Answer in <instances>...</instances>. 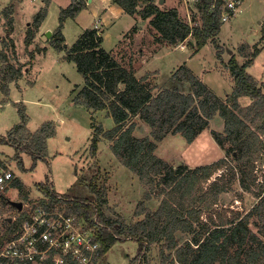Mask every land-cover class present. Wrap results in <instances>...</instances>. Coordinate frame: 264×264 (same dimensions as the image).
Instances as JSON below:
<instances>
[{
    "label": "rangeland",
    "instance_id": "rangeland-1",
    "mask_svg": "<svg viewBox=\"0 0 264 264\" xmlns=\"http://www.w3.org/2000/svg\"><path fill=\"white\" fill-rule=\"evenodd\" d=\"M157 2L163 9L171 6L177 8L180 17L190 24L201 23L199 12L194 11L193 4L188 9L195 13L189 17V10L184 7L183 0ZM45 4L46 0H0V51L4 52L7 60V63H0V84L7 85L9 89L6 95L0 88V139L19 121L14 102L24 104L30 132L47 121L55 127L54 136L47 139L45 160H37L33 169L29 154L19 153L24 167L22 169L18 166L19 158L15 148L0 140V160L3 166L12 169L27 191L25 198L18 188L8 187L4 194L10 201L36 203L43 196L38 184L49 178L59 194L67 192L72 186L69 191L71 194L89 196L91 194L87 184L92 178L105 191V214L113 217L114 213L118 214L131 223L137 219L133 212L143 197L144 185L136 174L114 156L110 149L111 140L103 134L100 135L96 153L90 152L93 127L101 124L106 131L114 126V122L107 110L92 111L75 101L76 92L84 86V80L75 62L66 57L67 53L85 29L93 28L102 37L100 46L121 67L127 71L132 70L136 79L142 80L146 75L145 81L154 93L164 87H173V81H178L173 73L184 64L223 99L233 88V80L225 63L231 55L236 57L239 64L245 62L246 57L238 53V47L243 43L249 45L250 52L259 50L253 63L246 67V72L256 83L264 82V0H242L231 21L220 25L216 36L219 49L208 40L198 50H195L190 36L177 44H170L153 27L151 17L141 19L138 13L129 15L111 0H47L45 18L28 44L25 41L28 28L32 26L34 15ZM8 6L13 8L11 28L3 13ZM69 7L76 9L73 15L66 16L62 22V47L57 50L51 41L57 38L54 31L59 26L61 10ZM218 51L220 55H217ZM8 65L15 69L21 66L22 75L11 81L6 80L5 76L10 71ZM122 86L120 83L118 88ZM184 88L189 87L186 84ZM239 102L246 104L249 98L240 97ZM132 121L136 124L133 132L135 136L149 135L150 129L145 122L132 116L127 123ZM212 131H223V120L217 115L209 119L208 125L192 142H186L178 133H170L157 141L154 151L172 166L184 164L194 168L217 160L223 161L221 168L201 182V187L205 190L213 181L218 180L225 189L219 193L211 208L203 210L200 220L194 222L191 234L203 229L205 224L211 226L241 218L258 201L257 194L261 183L264 184V157L254 164L255 170L251 176L245 175L251 163L241 167L231 151H228L229 142L226 141L223 146L218 145ZM75 172L86 174V184L76 181ZM243 177L249 189L243 187ZM253 177L255 181H252ZM261 191H264V187ZM161 197L154 195L147 206L155 209ZM58 204L67 206L60 201ZM7 207L14 208L9 205ZM250 220H257V216H252ZM250 225L264 240V224L254 227L252 222ZM161 244L152 243L139 264H161ZM137 249L138 243L135 240L116 241L96 264H135L132 259Z\"/></svg>",
    "mask_w": 264,
    "mask_h": 264
},
{
    "label": "trees",
    "instance_id": "trees-1",
    "mask_svg": "<svg viewBox=\"0 0 264 264\" xmlns=\"http://www.w3.org/2000/svg\"><path fill=\"white\" fill-rule=\"evenodd\" d=\"M121 7L125 13H138L141 19L151 17L150 22L161 37L170 44H177L188 36L193 39L195 50L200 49L208 40L219 49L216 36L220 29V12L211 8V0H200L198 8L201 23L190 24L182 19L177 8L163 9L158 0H111ZM72 6V5H70ZM45 6L38 11L28 28L25 41L30 43L36 35L46 15ZM70 9V10H69ZM76 8L62 9L59 26L55 29L56 39L52 45L60 50L63 41L60 27L64 18L73 15ZM8 26L13 23V8L4 10ZM102 37L96 29L87 28L78 37L66 57L72 59L77 71L84 80V86L76 92L75 101L92 111L107 110L114 126L104 131L101 124L93 127L89 150L97 151L100 135L111 140L110 149L114 156L130 171L137 175L144 185L143 197L134 209L136 220L129 223L120 215L115 217L105 214V191L92 180L88 182L89 196L73 195L69 191L57 193L49 178L38 184L43 196L37 200L44 207L55 202H64L70 212H75L91 225V215L96 217V238L100 241L95 260L105 254L108 249L120 240L131 239L138 243L136 255L132 261L139 264L152 243H162L159 251L161 264H264V240L250 225L254 227L264 224V184L261 183L258 201L238 220L221 222L191 234L195 221H199L204 209L211 208L216 203L219 193L225 189L218 180L213 181L203 190L201 182L206 181L212 173L221 168L223 161L189 168L184 164L169 165L155 153L157 141L167 134H180L190 143L204 129L209 119L215 115L223 120V131H212L215 141L223 146L229 142L235 161L242 166L251 163V176L256 162L264 157V82L256 80L246 72V67L253 63L258 49L249 51V45L243 43L238 47V53L246 60L239 64L231 55L225 66L228 68L233 88L225 98L213 93L205 83L198 79L184 64L173 73L178 81H173V87H164L156 93L145 81L136 79L132 70L121 67L110 54L100 46ZM15 52L14 47H11ZM33 56V53H30ZM217 55H220L219 51ZM7 63L5 54L0 51V63ZM10 71L5 76L11 81L22 75V68L9 66ZM123 86L118 88L119 84ZM188 85V89L184 86ZM2 91L8 94V86L0 84ZM240 97L249 98V102L241 104ZM19 115V121L14 124L4 136L3 143L11 145L19 158L18 166L23 167L20 152H25L32 158L31 168L37 160L46 156L47 139L54 136L55 127L51 122L42 123L35 131L27 128L28 116L22 102H14ZM132 116H137L145 122L149 135L135 136V122L127 123ZM93 124V123H92ZM91 124V125H92ZM93 126V125H92ZM242 171V170H241ZM75 174H77L75 172ZM76 181L86 184V174H77ZM252 181H255L253 177ZM241 183L249 189L244 177ZM13 186L19 189L25 198L27 191L23 183L15 177ZM154 195H162L155 209H150L147 202ZM252 216L257 220L251 221ZM20 218L13 224L18 226Z\"/></svg>",
    "mask_w": 264,
    "mask_h": 264
},
{
    "label": "built area",
    "instance_id": "built-area-1",
    "mask_svg": "<svg viewBox=\"0 0 264 264\" xmlns=\"http://www.w3.org/2000/svg\"><path fill=\"white\" fill-rule=\"evenodd\" d=\"M199 2L183 0V5L188 9L193 4L194 11L199 12ZM241 2L211 0V8L219 9L220 22L224 23L231 21ZM194 11L189 10V17ZM3 165L0 160V264H96L101 244L96 238L95 215L90 225L84 216L59 202L48 207L22 202L17 209L4 194L8 187L16 188L12 184L15 175ZM18 218L20 223L14 227Z\"/></svg>",
    "mask_w": 264,
    "mask_h": 264
},
{
    "label": "water",
    "instance_id": "water-1",
    "mask_svg": "<svg viewBox=\"0 0 264 264\" xmlns=\"http://www.w3.org/2000/svg\"><path fill=\"white\" fill-rule=\"evenodd\" d=\"M161 2H163V0H159V3H161ZM47 33H49V32H47ZM11 202V204L13 205V206H15L17 209H20L21 207H22V202L21 201H10Z\"/></svg>",
    "mask_w": 264,
    "mask_h": 264
},
{
    "label": "crops",
    "instance_id": "crops-1",
    "mask_svg": "<svg viewBox=\"0 0 264 264\" xmlns=\"http://www.w3.org/2000/svg\"><path fill=\"white\" fill-rule=\"evenodd\" d=\"M109 7H111V6H109ZM172 7V6H171ZM119 9H122L121 7H119ZM119 11V10H118ZM28 128V127H27ZM29 130V129H28ZM30 131V130H29ZM32 132V131H31Z\"/></svg>",
    "mask_w": 264,
    "mask_h": 264
}]
</instances>
